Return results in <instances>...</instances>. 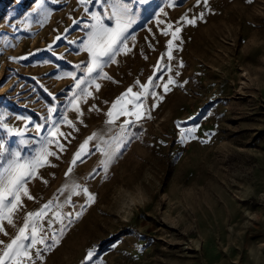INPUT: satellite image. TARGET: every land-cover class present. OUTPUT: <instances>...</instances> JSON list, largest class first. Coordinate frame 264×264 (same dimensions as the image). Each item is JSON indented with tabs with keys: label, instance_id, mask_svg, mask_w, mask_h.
<instances>
[{
	"label": "rangeland",
	"instance_id": "374dc122",
	"mask_svg": "<svg viewBox=\"0 0 264 264\" xmlns=\"http://www.w3.org/2000/svg\"><path fill=\"white\" fill-rule=\"evenodd\" d=\"M125 2L134 17L129 50L103 66L108 78L93 73L97 91L84 72L83 44L93 16L111 26V0H0V140L31 158L41 137L63 134L49 145L56 155L26 184L33 198L22 196L13 223L2 222L9 235L0 240L57 197L63 234L59 223L48 228L51 211L41 223L60 242L48 251L38 245L42 259L33 249L29 264H264V0ZM150 76L156 96L139 101L143 118L107 123L117 97L141 91ZM169 77L175 83L165 92ZM77 79L86 83L77 88ZM93 133L89 154L66 176ZM118 137L122 146L105 171L95 145L114 146ZM73 184L81 187L65 204ZM84 187L94 201L86 202Z\"/></svg>",
	"mask_w": 264,
	"mask_h": 264
},
{
	"label": "snow or ice",
	"instance_id": "6c2138e0",
	"mask_svg": "<svg viewBox=\"0 0 264 264\" xmlns=\"http://www.w3.org/2000/svg\"><path fill=\"white\" fill-rule=\"evenodd\" d=\"M81 3L86 2V0H80ZM203 5L207 7L208 0H202ZM251 2V0H248ZM201 3V0H197V5ZM111 12L107 19L111 22V26L106 24L103 19L99 16H93L95 21L90 25L91 31L87 33V40L83 44L84 50L88 53L89 60L86 67L84 68L85 74L90 78V82L95 84L97 91L100 88L99 84L95 83V78H92L93 73H97L101 70L100 78H108L106 74H102L103 66L108 63L116 62V55L119 52H126L127 46L125 45V40L127 39V33L129 28H131L134 23V17L132 16L130 9L125 2V0H111L110 3ZM203 12L200 13L199 18H203ZM188 24H195L196 17L192 19L187 18V14L181 17ZM172 25L169 24V28ZM180 27H176L175 31L172 32L173 39H178L177 33L180 32ZM165 35L168 33L165 31ZM173 47V41H168V58L172 59L171 50ZM182 66V65H181ZM157 71H159V66H157ZM170 70V69H169ZM179 73H177L178 75ZM68 75H73L69 73ZM110 79V78H109ZM85 80L77 79L76 86L80 88L81 85L85 84ZM139 84V81H137ZM175 81L169 77L166 84H164V91H169V85L174 84ZM154 86L152 77L148 78V83L140 85L141 91L133 92L132 88H128L126 92L122 93L117 99L112 103L111 109L106 113L109 117L107 123L113 124L115 120L120 116H135L136 120L143 118L144 113L140 110L142 105L139 103L142 97H147L148 95L156 96L155 92H150L149 89ZM84 95H91L90 92L85 88L83 89ZM80 97H76L75 100H79ZM162 99V97H160ZM75 103V101H74ZM128 104L132 105V110L130 111L127 107ZM153 107H156L153 104ZM52 109H49L51 113ZM76 111L79 112V107L76 106ZM149 118H151L149 116ZM71 124V122H68ZM131 121L125 120L120 126L121 132L129 125ZM2 127L6 129L9 134H13V130L3 124ZM182 136L185 132L189 135L196 132V128H189L186 130H181ZM39 132V127L37 128ZM53 140H49L46 137H41L40 147L36 149L35 155L31 158H22L19 151H9L5 143L0 140V233L4 236L9 234L5 231L3 227V221H7L8 224L13 223V215L22 207L21 197L26 196L28 199L33 197L29 194L26 184L33 178L37 177L38 169L44 167L49 163L48 157L56 155L55 152L49 150V145L53 143L54 139L58 135H63L58 131L51 133ZM96 137V134L88 136L80 145L79 149L73 154L70 166L65 173L69 175L73 166L81 161L82 158L89 154L88 145ZM191 138H195L192 136ZM57 147L63 150V145L56 141ZM107 143V142H105ZM123 138H116V143L114 146L108 145V148H103L99 143L95 145V149L101 152L105 159L100 163L107 171L108 165L113 161L120 147L122 146ZM46 182V181H45ZM69 186L65 185L59 191L64 192ZM80 185L73 184L70 189V194L67 199L63 202L68 204L71 202V195L77 194L76 189L80 188ZM82 191L87 195L86 202L94 201L93 194L88 192V189L84 187ZM57 197L49 200L47 203L43 204L38 211L27 212L23 217V224L20 226L16 234L12 236L7 243L0 240V264H29V261L33 259V252L31 250L35 249V256L41 258L40 249L38 245L44 246V250L48 251L59 241V237L53 234L51 237L48 236L47 232L44 231V226L41 223L48 213L51 211L52 216L47 220L48 228L51 229L54 223L60 224V233L63 234L64 227L63 219L65 214L60 212L59 209L62 207L61 204H56ZM55 206L56 210H53ZM81 213L77 212L76 217L78 218ZM71 223V220H69ZM55 230H53V233ZM51 239V244H46V240ZM93 258V252L89 251L84 257V261H91Z\"/></svg>",
	"mask_w": 264,
	"mask_h": 264
}]
</instances>
